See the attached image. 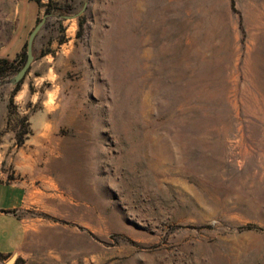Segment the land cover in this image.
<instances>
[{"label":"rangeland","instance_id":"374dc122","mask_svg":"<svg viewBox=\"0 0 264 264\" xmlns=\"http://www.w3.org/2000/svg\"><path fill=\"white\" fill-rule=\"evenodd\" d=\"M17 1L2 57L49 15L0 67L12 264H264V0H35L24 30Z\"/></svg>","mask_w":264,"mask_h":264},{"label":"crops","instance_id":"0c3cea01","mask_svg":"<svg viewBox=\"0 0 264 264\" xmlns=\"http://www.w3.org/2000/svg\"><path fill=\"white\" fill-rule=\"evenodd\" d=\"M16 13L21 19L19 29L29 28L36 18L35 0H18ZM27 188L14 180H0V257L21 252L28 225L22 210L25 206Z\"/></svg>","mask_w":264,"mask_h":264},{"label":"water","instance_id":"95a60500","mask_svg":"<svg viewBox=\"0 0 264 264\" xmlns=\"http://www.w3.org/2000/svg\"><path fill=\"white\" fill-rule=\"evenodd\" d=\"M49 13H45V15L36 23L34 28L31 30L28 41H27V58L23 66L18 70V72L14 75L13 77V82L18 83L20 82L29 68L31 67L32 62L35 59V51H34V43H35V38L38 35L39 31L43 27V25L46 22L47 16ZM63 16L69 17L71 14H64ZM16 254H13L9 260L8 263L12 264V262L15 260Z\"/></svg>","mask_w":264,"mask_h":264},{"label":"trees","instance_id":"16d2710c","mask_svg":"<svg viewBox=\"0 0 264 264\" xmlns=\"http://www.w3.org/2000/svg\"><path fill=\"white\" fill-rule=\"evenodd\" d=\"M60 9H62V5H57ZM50 10V8L48 9ZM27 58V55H25L23 52L18 53L14 58H9V57H2L0 56V67H1V72L5 73L7 70L11 69L12 67L17 65V62L20 61V64H18V69H20L23 64L25 63ZM19 82L17 83V85Z\"/></svg>","mask_w":264,"mask_h":264},{"label":"bare ground","instance_id":"6f19581e","mask_svg":"<svg viewBox=\"0 0 264 264\" xmlns=\"http://www.w3.org/2000/svg\"><path fill=\"white\" fill-rule=\"evenodd\" d=\"M52 264V263H51Z\"/></svg>","mask_w":264,"mask_h":264}]
</instances>
